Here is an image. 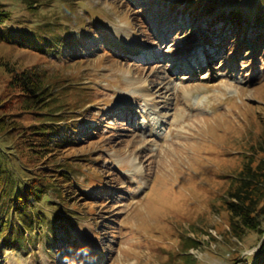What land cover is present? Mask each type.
Wrapping results in <instances>:
<instances>
[{"label":"rangeland","instance_id":"1","mask_svg":"<svg viewBox=\"0 0 264 264\" xmlns=\"http://www.w3.org/2000/svg\"><path fill=\"white\" fill-rule=\"evenodd\" d=\"M261 1L49 0L39 17L63 19L68 37L56 52L0 43V91L12 70H45L75 106L78 132L53 159L77 167L67 200L53 196L62 209L45 206L55 216L34 225L37 235L0 239V264L254 259L260 235L235 237L222 197L264 142ZM0 2L32 17L21 0ZM232 13L251 25L222 18ZM2 141L13 143L9 134Z\"/></svg>","mask_w":264,"mask_h":264},{"label":"trees","instance_id":"2","mask_svg":"<svg viewBox=\"0 0 264 264\" xmlns=\"http://www.w3.org/2000/svg\"><path fill=\"white\" fill-rule=\"evenodd\" d=\"M21 1L32 17L17 18L18 13L0 2V43L40 54L56 52L57 43L68 41L61 33L63 19L39 17L42 10L54 7L49 0ZM261 3L256 28L264 24V0ZM222 18L236 20L239 28L251 25L237 13ZM257 33L259 39L264 35ZM0 67H4L1 60ZM47 73L37 67L12 70L6 89L0 91V136L9 134L13 139L10 144L0 142V239H23L25 232L37 235L34 225L55 216L45 206L62 209L53 196L66 201V188L74 181L76 162L67 160L61 166L53 159L73 147L76 124H71L70 115L75 106L56 91ZM23 115L30 116L31 122L22 120ZM222 203L235 237L241 239L252 231L260 235L261 247L249 264H264V142L245 154ZM57 218L51 227L54 237V224L64 225Z\"/></svg>","mask_w":264,"mask_h":264},{"label":"bare ground","instance_id":"3","mask_svg":"<svg viewBox=\"0 0 264 264\" xmlns=\"http://www.w3.org/2000/svg\"><path fill=\"white\" fill-rule=\"evenodd\" d=\"M193 90V89H192ZM184 92V94H188V95H192V91H191V89L189 90V89H185V90H183Z\"/></svg>","mask_w":264,"mask_h":264}]
</instances>
